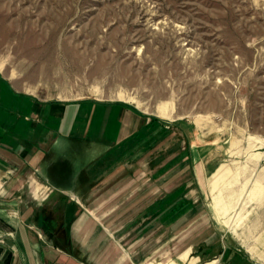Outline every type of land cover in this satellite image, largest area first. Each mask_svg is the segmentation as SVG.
I'll return each instance as SVG.
<instances>
[{
	"label": "rangeland",
	"instance_id": "374dc122",
	"mask_svg": "<svg viewBox=\"0 0 264 264\" xmlns=\"http://www.w3.org/2000/svg\"><path fill=\"white\" fill-rule=\"evenodd\" d=\"M0 73L40 98L119 102L158 124L111 179L136 195L111 228L137 224L125 220L145 213L141 188L176 152L200 168L179 176L200 217L149 239L156 260L188 249L195 264H264V0H0Z\"/></svg>",
	"mask_w": 264,
	"mask_h": 264
},
{
	"label": "crops",
	"instance_id": "0c3cea01",
	"mask_svg": "<svg viewBox=\"0 0 264 264\" xmlns=\"http://www.w3.org/2000/svg\"><path fill=\"white\" fill-rule=\"evenodd\" d=\"M149 124L158 125L122 103L40 98L0 73V264H195L188 249L156 260L159 246L149 243L173 241L180 223L200 217L187 214L196 209L195 183L179 181L186 169L199 178L194 159L172 152L171 165L157 170L161 178L141 188L145 213L125 220L137 224L111 228L120 207L136 200L131 192L120 197L130 180L111 179L131 162V143Z\"/></svg>",
	"mask_w": 264,
	"mask_h": 264
}]
</instances>
